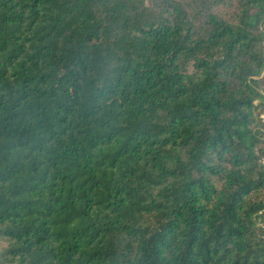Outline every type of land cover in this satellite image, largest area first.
Returning a JSON list of instances; mask_svg holds the SVG:
<instances>
[{
    "label": "trees",
    "instance_id": "1",
    "mask_svg": "<svg viewBox=\"0 0 264 264\" xmlns=\"http://www.w3.org/2000/svg\"><path fill=\"white\" fill-rule=\"evenodd\" d=\"M263 105L264 0H0V264H264Z\"/></svg>",
    "mask_w": 264,
    "mask_h": 264
},
{
    "label": "rangeland",
    "instance_id": "2",
    "mask_svg": "<svg viewBox=\"0 0 264 264\" xmlns=\"http://www.w3.org/2000/svg\"><path fill=\"white\" fill-rule=\"evenodd\" d=\"M261 110V117L264 119V105L260 107ZM263 222V221H262ZM264 223V222H263Z\"/></svg>",
    "mask_w": 264,
    "mask_h": 264
}]
</instances>
